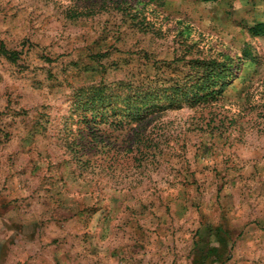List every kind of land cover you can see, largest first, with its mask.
Here are the masks:
<instances>
[{
	"label": "rangeland",
	"instance_id": "374dc122",
	"mask_svg": "<svg viewBox=\"0 0 264 264\" xmlns=\"http://www.w3.org/2000/svg\"><path fill=\"white\" fill-rule=\"evenodd\" d=\"M262 23L264 0H0V264H264ZM192 60L230 84L151 115L147 155L68 150L80 91Z\"/></svg>",
	"mask_w": 264,
	"mask_h": 264
},
{
	"label": "trees",
	"instance_id": "16d2710c",
	"mask_svg": "<svg viewBox=\"0 0 264 264\" xmlns=\"http://www.w3.org/2000/svg\"><path fill=\"white\" fill-rule=\"evenodd\" d=\"M200 1L214 3L217 0ZM251 31L264 35V23L255 25ZM190 65L192 69H201L202 73L191 78L186 76L187 81L179 77H154L156 80L145 77L114 87L99 85L80 91L82 94L75 99L73 112L80 111L78 123L83 124V129L77 132L78 141L72 139L66 143L68 150L74 156L85 157L86 161L96 155L110 162L120 157L147 155L142 150L148 146L142 125L151 115L180 110L183 105L193 108L215 100L230 84L228 76H224L225 68L219 64L192 60Z\"/></svg>",
	"mask_w": 264,
	"mask_h": 264
}]
</instances>
